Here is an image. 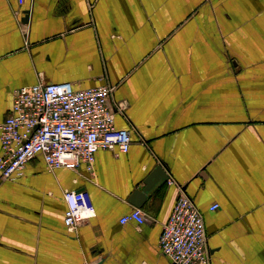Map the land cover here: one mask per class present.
Returning a JSON list of instances; mask_svg holds the SVG:
<instances>
[{
    "label": "crops",
    "instance_id": "obj_1",
    "mask_svg": "<svg viewBox=\"0 0 264 264\" xmlns=\"http://www.w3.org/2000/svg\"><path fill=\"white\" fill-rule=\"evenodd\" d=\"M61 82L113 85L131 144L98 149L93 174L37 155L0 179V264H173L158 239L176 187L129 201L158 165L203 217L206 264H264V0H0V123L15 89ZM67 190L96 212L74 232ZM134 208L145 221L121 224Z\"/></svg>",
    "mask_w": 264,
    "mask_h": 264
},
{
    "label": "built area",
    "instance_id": "obj_2",
    "mask_svg": "<svg viewBox=\"0 0 264 264\" xmlns=\"http://www.w3.org/2000/svg\"><path fill=\"white\" fill-rule=\"evenodd\" d=\"M114 88L103 84L73 89L71 83L61 82L15 89L11 111L0 123V179L20 177L25 164L37 155L42 156L49 171L58 167L74 170L84 163L86 170L93 174L98 149L127 152L130 134L116 128L108 101ZM117 106L121 110L125 107L123 103ZM166 183L176 187L177 196L162 225L159 250L174 264L209 263L202 215L181 183L171 177ZM73 194L76 209L67 200ZM63 197L66 203L63 222L67 231L74 232L88 220L82 214L95 207L86 190H67ZM217 208V203L210 206L211 210ZM129 221L140 225L145 215L140 208H134L119 220L121 224Z\"/></svg>",
    "mask_w": 264,
    "mask_h": 264
},
{
    "label": "water",
    "instance_id": "obj_3",
    "mask_svg": "<svg viewBox=\"0 0 264 264\" xmlns=\"http://www.w3.org/2000/svg\"><path fill=\"white\" fill-rule=\"evenodd\" d=\"M27 13L28 12H25V20H27L28 18ZM167 178L168 175L165 174L162 167L160 165L155 166V168L143 180V187L140 190H135L130 196L129 201L134 206H141L144 200L148 197V194L151 193L152 190L159 185V182L161 180L166 181Z\"/></svg>",
    "mask_w": 264,
    "mask_h": 264
},
{
    "label": "clouds",
    "instance_id": "obj_4",
    "mask_svg": "<svg viewBox=\"0 0 264 264\" xmlns=\"http://www.w3.org/2000/svg\"><path fill=\"white\" fill-rule=\"evenodd\" d=\"M80 199H83V194H80ZM67 200H68L69 206L71 208H73V209L77 208L75 194H73L70 197H67ZM95 216H96V212L94 209H88V210H86L85 213L82 214V218H84V219L94 218Z\"/></svg>",
    "mask_w": 264,
    "mask_h": 264
}]
</instances>
